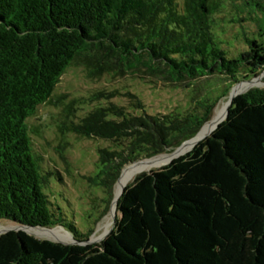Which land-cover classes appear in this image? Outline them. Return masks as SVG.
Here are the masks:
<instances>
[{"label": "trees", "instance_id": "16d2710c", "mask_svg": "<svg viewBox=\"0 0 264 264\" xmlns=\"http://www.w3.org/2000/svg\"><path fill=\"white\" fill-rule=\"evenodd\" d=\"M71 66L90 80L159 79L192 94L184 109L166 113L147 112L130 91L54 94ZM263 71L264 0H0V223L61 227L80 243L8 230L0 234V264H264V87L257 84L235 96L226 118L190 151L134 175L112 230L83 244L125 167L194 138L240 79ZM201 78L213 83L203 96L192 86ZM43 105L53 109L49 123L31 129ZM84 137L110 144L82 176L105 198L87 229L57 198L72 169L71 138Z\"/></svg>", "mask_w": 264, "mask_h": 264}, {"label": "rangeland", "instance_id": "374dc122", "mask_svg": "<svg viewBox=\"0 0 264 264\" xmlns=\"http://www.w3.org/2000/svg\"><path fill=\"white\" fill-rule=\"evenodd\" d=\"M233 33L234 31L230 29L229 36H232ZM263 74L264 72L259 76ZM153 80L154 81H149V79H140L130 76L123 78H113L110 75H105L97 80H90L85 77V73L81 68L71 66L61 77L60 82L54 90V94L65 91L69 93L70 97L88 98L90 95L102 89H106L109 91L119 90L121 92L130 91L138 95V97L144 104V108L149 113H166L174 108L177 110H182L185 108L192 94L191 89L183 88L182 86L177 85H169L167 83H163L159 79ZM240 81H243V79H240ZM192 86L200 96L207 95L213 89L212 81H209L207 78H201L195 81L194 85ZM255 87H264V77L263 84ZM243 91H245V89ZM113 100L115 103L125 105L124 97L116 96ZM227 100L228 95L218 102L213 117L200 129V135L202 133L201 131H203V129H205L207 125L215 119L218 109L222 104L227 102ZM95 104L96 103L93 102L85 103L82 105V108L84 110H88ZM51 110L53 109L48 108L46 105L40 106L36 114L29 120L31 129L39 130L42 124L45 125L49 123L48 115ZM46 117L48 118L45 119ZM33 138L35 149H37L38 151L39 149L42 150V139L39 136H33ZM71 142L72 146L68 151V155L72 163V169L70 174L64 172L65 183L58 186L57 198L60 200L61 205L67 211L68 216L70 218H73L77 223L85 221L84 227L87 229L92 225L93 221L104 209L105 202L103 201V199L105 198L99 191H93V189H91L87 184H84V179H82V176L89 175L93 172L94 165L98 157V150L100 148L109 147L110 144L109 141L104 139L85 137L76 139L71 138ZM181 145L179 147H181ZM179 147L174 150L166 151L165 154L172 153L179 149ZM161 155L162 154L158 156ZM169 162L170 161L154 165L152 167H146L139 172H147L152 169H157L168 164ZM53 163L58 169H62V165L59 161L55 160ZM137 173L129 177L128 181ZM115 186L116 184L114 185L113 197H115ZM98 198H100V200ZM112 205L113 204L111 203L106 215L96 225H94V232L89 238L91 242H100L109 234L110 230L114 227L117 214L114 216V213L112 212ZM106 221H109V227L108 230L104 232V228L102 226ZM1 226L6 229L8 227H13L14 224L9 222H2L0 223V227ZM5 229H3L2 231H4ZM61 231L67 232V234L69 233L64 229H62ZM30 234L40 239H56L66 242L70 240V237H65L61 234H44L34 230H31Z\"/></svg>", "mask_w": 264, "mask_h": 264}, {"label": "bare ground", "instance_id": "6f19581e", "mask_svg": "<svg viewBox=\"0 0 264 264\" xmlns=\"http://www.w3.org/2000/svg\"><path fill=\"white\" fill-rule=\"evenodd\" d=\"M263 77H264V74L261 75V76H258L256 77L254 80H252L251 82H240V83H237L236 85H234L233 89L229 92L228 94V100L227 102H225L224 104H222L220 106V108L218 109L217 111V115L215 117L214 120H212V122L210 124L207 125V127L205 129H203V131H201V135L199 134L198 137H205L207 134L210 133V131L216 126L217 123L221 122L224 118H225V115H226V111H227V107L233 97V95L237 92H243V90L246 89L252 85V84H257V85H261L263 84ZM250 89V88H249ZM248 90V89H247ZM196 137L195 139L193 140H190L188 142H185L184 144L181 145V147H179V149H177L176 151L172 152V153H167V154H162L161 156H158V157H155V158H152V159H146L144 161H136L135 163H131L129 164V167H125L122 174L120 175V177L118 178V181L116 183V186H115V200L114 202L112 203V212L114 213L116 211V202H117V199L123 189V187L126 185L129 177H131L133 174L143 170L144 168L146 167H152L154 165H158V164H162V163H165V162H168L170 161L174 156L176 155H179V154H182L186 151H188L194 141L198 138ZM187 143V144H186ZM104 228V232H106L108 230V227H109V221H106L103 226ZM12 228V227H11ZM60 228V229H59ZM59 228H55V229H47V228H31V227H25L24 229H26L29 233H31V230H34V231H39L41 233H44V234H61L65 237H70V240L69 241H61V240H56V239H53V240H56V241H61V242H65V243H69L72 241V236L67 232H62L61 230V227ZM5 229L4 227H0V232ZM9 229L6 228L5 230ZM4 230V231H5ZM3 232V231H2ZM104 234V233H103ZM102 234V236H103Z\"/></svg>", "mask_w": 264, "mask_h": 264}, {"label": "water", "instance_id": "95a60500", "mask_svg": "<svg viewBox=\"0 0 264 264\" xmlns=\"http://www.w3.org/2000/svg\"><path fill=\"white\" fill-rule=\"evenodd\" d=\"M264 72V71H263ZM262 72V73H263ZM261 73V74H262ZM259 76V75H258ZM258 76H256V77H258ZM256 77H253V78H251L250 80H243V81H240V82H251L252 80H254ZM240 82H238V83H240ZM232 89H233V87H232ZM231 89V90H232ZM249 90V89H248ZM247 91V90H246ZM246 91H243V92H237V93H235L234 95H233V97H232V99L235 97V96H237V95H239V94H241V93H244V92H246ZM232 99H231V101H230V103H229V105H228V107H227V111H226V115H225V118H226V116H227V114H228V109H229V107H230V105H231V102H232ZM224 118V119H225ZM223 119V120H224ZM222 120V121H223ZM220 123V122H219ZM219 123H217L216 124V126L210 131V133L218 126V124ZM200 132V131H199ZM199 132H198V134L194 137V138H192L191 140H193V139H195L196 137H198V135H199ZM209 133V134H210ZM208 134V135H209ZM206 137V136H205ZM205 137H198L195 141H194V143H193V145H192V147L188 150V151H190L199 141H201L202 139H204ZM188 141H190V140H188ZM188 141H185V142H188ZM188 151H186V152H184V153H182V154H179V155H176V156H174L171 160H170V162L174 159V158H177V157H179V156H181V155H183V154H185V153H187ZM146 160V159H145ZM140 161H144V160H140ZM139 161V162H140ZM169 162V163H170ZM135 163V162H134ZM122 172H123V170H122ZM122 172L120 173V175L122 174ZM120 175L118 176V178L120 177ZM118 178H117V181H118ZM117 181H116V183H117ZM126 186V185H125ZM125 186L123 187V189H122V191H121V193H120V195H119V197H118V199H117V202H116V211L114 212V216L117 214V206H118V200H119V198H120V196L122 195V193H123V191H124V189H125ZM114 200H115V198H113V200H112V203L114 202ZM25 227H28V226H13L12 228H9V229H7V230H5V231H3V232H1L0 234H2V233H5V232H7L8 230H20V229H22V230H24V231H26L27 233H29L26 229H24ZM112 230V229H111ZM110 230V231H111ZM30 234V233H29ZM71 236H72V241L71 242H69V243H65V242H61V241H57V242H61V243H65V244H80L78 241H76L74 238H73V235L72 234H70ZM56 241V240H55ZM90 243H93V242H91V240L89 239V240H87V241H85L83 244H90Z\"/></svg>", "mask_w": 264, "mask_h": 264}]
</instances>
